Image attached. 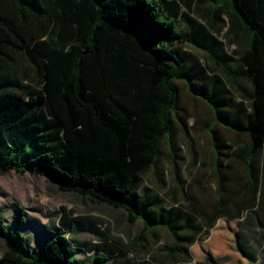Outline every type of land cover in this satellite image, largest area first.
<instances>
[{"label":"trees","instance_id":"obj_1","mask_svg":"<svg viewBox=\"0 0 264 264\" xmlns=\"http://www.w3.org/2000/svg\"><path fill=\"white\" fill-rule=\"evenodd\" d=\"M229 5L234 30L237 19L249 34L239 57L241 70L235 74L251 81V94L239 102H247L250 113L242 122L239 117L228 121L221 107L231 101L222 102L217 94L216 107L206 92L194 85L190 89L212 105L219 121L238 138H246L243 146L237 141L225 146L237 149L234 156L247 174L240 207L252 208L260 190V163L264 172V0H229ZM173 17L177 11L169 16L157 0H0V71L16 67L7 54L12 51L36 78L33 83L0 79V173H37L62 192L125 212L130 226L142 224L137 246L146 236L166 230L173 241L166 247L168 255L179 253L185 264L187 245L198 234H207L218 218L232 217L235 198L222 197L214 213H202L196 224L192 214L184 218L183 211H157L138 194L143 173L160 158L163 141L174 150L175 82L188 81L186 57L175 46L189 37L178 31ZM200 29L215 42L203 25ZM213 78L218 83L219 77ZM30 143L35 149L28 151ZM215 148L220 155L218 143ZM231 157L216 166L222 194L234 181L223 171ZM16 212L23 225L22 208ZM75 222L65 219L62 228L47 227L49 240L36 257L25 248L27 238L6 226L0 208L6 247L0 264H136L108 244L89 261L79 259L66 235ZM238 249L253 260L240 241Z\"/></svg>","mask_w":264,"mask_h":264},{"label":"rangeland","instance_id":"obj_2","mask_svg":"<svg viewBox=\"0 0 264 264\" xmlns=\"http://www.w3.org/2000/svg\"><path fill=\"white\" fill-rule=\"evenodd\" d=\"M157 1H163V8L169 16L177 11L178 19L173 17L177 29L189 37L186 44L175 46V50L186 57L188 81L175 82L179 89V102L178 115L174 116V150H171L169 141L165 139L157 164L143 173L138 194L146 196L157 211L161 208L167 213L183 211L184 218L192 214L197 224V221L202 220V213H214L222 197L233 200L236 196L238 199L244 196L239 184L245 175L244 167L239 158L234 156L237 149H228L225 145L237 141L238 145L243 146L246 138H238L224 121H219L212 105L193 93L190 86L194 85L200 93L206 92L204 94L216 107H219L215 101L217 94L222 102L231 101L221 107L222 117L228 121L239 117L241 122L244 121L250 113V105L245 102L241 106L239 102L243 101L244 94H251L252 84L246 76H237L235 73L241 70L239 57L249 34L243 31L242 25L234 30L230 16L234 10L229 0ZM176 2L180 5L177 9L174 6ZM202 25L215 37V42L205 36L200 29ZM7 54L12 56L16 67L0 71V79L35 82V73L29 69L22 56L12 51ZM181 61L185 64V59ZM1 62L0 59V66ZM214 76L219 77L218 83ZM221 81L222 84L219 83ZM216 143L220 146V155L217 154ZM33 149L35 143L27 145L28 151ZM227 155L233 157L226 163L229 168L223 171L234 181L229 183L233 187L222 194L216 178V166L219 160L225 163L230 157ZM17 207H21L25 215L23 225L18 223ZM0 208L6 213V226L27 238L25 248L36 257L40 256L44 244L49 240L46 228H62L65 219H74L76 222L66 235L81 260L89 261L99 247L108 244L120 248L136 264H174L166 250L173 244L166 230H158L156 236H146L137 246L136 238L142 228L140 222L130 226L125 212L95 204L74 193L62 192L37 173H0ZM233 211L231 209V213ZM232 227L233 224L224 220L217 224V228L226 231L229 228L233 230ZM204 238L206 235L201 244ZM5 249L0 236V255Z\"/></svg>","mask_w":264,"mask_h":264},{"label":"crops","instance_id":"obj_3","mask_svg":"<svg viewBox=\"0 0 264 264\" xmlns=\"http://www.w3.org/2000/svg\"><path fill=\"white\" fill-rule=\"evenodd\" d=\"M236 23L238 27H241L237 19ZM259 168L258 187L260 190L257 196V204L252 208L240 207V204L246 199L245 192L241 199L236 196L235 205L231 207L232 210L234 209L233 216L218 218L209 229L208 235L202 232L187 245L188 258L185 264H264V172L261 163ZM246 176L245 172L244 177L239 181L240 188H243L247 182ZM229 187H233V184H230ZM261 189L263 190L260 195ZM221 220L233 224V230L229 228V231H226L217 228V224ZM205 235L206 238L201 244ZM239 241L253 260L239 251ZM170 257L174 264H184L179 253L170 255Z\"/></svg>","mask_w":264,"mask_h":264}]
</instances>
